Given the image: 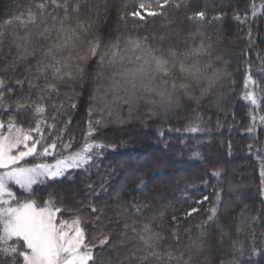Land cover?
Returning <instances> with one entry per match:
<instances>
[{
	"label": "snow or ice",
	"instance_id": "obj_1",
	"mask_svg": "<svg viewBox=\"0 0 264 264\" xmlns=\"http://www.w3.org/2000/svg\"><path fill=\"white\" fill-rule=\"evenodd\" d=\"M172 6L178 9L180 0H141L137 9L128 15L146 21L148 17L165 15V10ZM259 7L264 8V3ZM256 9L257 5L253 3V17L257 15ZM103 11H107L106 3ZM101 13V6L91 4V0H29L23 11H17L0 23V54L6 58L0 65V114L8 115L6 122L0 119V170H3L0 171V264H105L97 252L103 253L109 246L118 249L129 244L132 248L125 257L126 264H172L173 261L176 264H212L208 255L210 237L206 235L207 228L203 223L197 225L200 233L195 252H189L185 259L182 251L177 255L160 247L165 237L152 225L165 215L163 212L159 216L153 215L139 228L135 219L129 223L130 216L142 215V208L149 207L147 204L134 202L131 205L134 213L126 216L129 209H123L113 219L90 201L88 208L92 215L83 214L79 208H68L69 213L75 214L70 219H63L58 218V214L65 209L56 206L51 197L43 206L31 198L33 185L65 177L71 169H86L93 155L98 154L95 150L105 147L94 139L99 127L110 123L113 117L119 124L127 123L119 118L120 112L126 109L131 117L133 111L144 104L149 106V115H156L158 111L166 114L179 107L182 99H193L197 89L200 97H196L195 102L199 104L227 75L215 69L209 75L211 64L201 62L200 58L209 54L210 45L201 42L198 47L186 46L181 50L169 43L166 47V36L170 39L172 33L161 34L154 46L147 35L135 38L125 35L122 45V35L118 34L104 44L100 34L94 31L100 23ZM195 18L203 21L206 13L200 11L195 17H189ZM236 18L241 23L247 22V16L243 20L239 15ZM120 19L126 20V16L121 15ZM13 24L16 29L8 31ZM179 35V32L175 33L176 37ZM248 36L251 40V30ZM156 39L153 35L152 41ZM92 62L99 71L92 74L87 128L83 143L73 150L75 137L65 140L71 125L70 110L77 109L79 101L76 98L83 94L82 90L89 83ZM244 88L242 99L251 106L252 125L257 119L264 124V114L259 111L264 100V87L253 77L250 67L244 78ZM60 123L63 127L58 128ZM186 131L195 134L201 129L190 125ZM248 131H252V126ZM53 155L57 156L54 164L37 163L31 167L20 164L27 157ZM192 155L201 158L198 151ZM211 175L218 180L221 171L214 169ZM260 176L261 194L264 195V168ZM143 183L141 180L140 185ZM10 184L29 193L24 203L19 202ZM208 199L204 195L195 200L183 219L199 212L200 205ZM232 207L231 203L223 202L222 191H217L215 201L208 209L207 223L209 227L216 225L215 235L221 242L228 233L218 217L221 210L227 215ZM246 208L244 205L238 214L237 235L246 231L254 233L258 217H246ZM180 220V217L172 216L171 235L177 245ZM89 222L96 230L92 236L95 243L88 241L84 225ZM109 224L123 229L118 233L123 239L113 241L115 229L109 228ZM184 231L191 233V228ZM137 239L139 245L134 243ZM237 243L238 240L233 243L234 249ZM240 252L243 254L242 248ZM259 254L253 248L250 257ZM194 256L202 258L195 260ZM220 264L225 261L221 260Z\"/></svg>",
	"mask_w": 264,
	"mask_h": 264
},
{
	"label": "trees",
	"instance_id": "obj_2",
	"mask_svg": "<svg viewBox=\"0 0 264 264\" xmlns=\"http://www.w3.org/2000/svg\"><path fill=\"white\" fill-rule=\"evenodd\" d=\"M28 2L0 0V23L17 11H23ZM105 3L106 12L103 11ZM140 3L141 0H91V4H99L102 8L100 23L94 31L100 34L104 44L114 40L118 34L122 35V45L125 35L133 38L147 35L154 46L161 34L172 33L170 39L166 36V47L169 43L181 50L186 46L198 47L201 42L210 45L209 54L202 56L201 62L211 64L209 75L213 69L227 75L199 104L195 102V98L200 97L197 89L193 92V99H182L179 107L166 114L158 111L156 115H149V106L144 104L133 111L131 117L126 109L120 112L119 118L127 123L119 124L113 117L110 123L99 127L94 139L105 147L93 155L86 169H71L65 173V177L36 184L31 198L43 206L44 201L51 197L56 206L65 209L58 214V218L63 219H70L75 214L69 213L68 208H79L83 214L92 215L88 208L90 201L103 208L106 216L111 215L113 219L123 209H129L126 216L134 213L135 210L131 208L134 202L147 204L149 207L142 208V215L130 216L129 223L135 219L139 228L153 215L159 216L163 212L165 215L152 225L165 237L160 243L162 250L173 251L177 255L182 251L187 259L189 252L194 253L195 245L199 243L200 230L197 225L203 223L207 228L206 235L210 237L211 250L208 255L212 264H220L221 260L225 264H232L233 261L236 264H264V195L261 194L260 176L264 168V124L257 119L252 125L251 106L242 99L244 78L249 67L253 77L264 87V71H261L264 69V8L259 7L264 0H180L178 9L169 7L165 15L148 17L146 21L128 15ZM253 3L257 5L255 17L251 14ZM18 5L22 7L18 8ZM200 11L206 13L203 21L199 18L189 19ZM121 15H125L126 20H121ZM237 15L241 20L247 16V22L238 21ZM15 29L16 25L13 24L8 31ZM176 32H179V37L175 36ZM153 35L157 38L155 42L152 41ZM5 62L6 58L0 54V65ZM96 71L99 69L92 62L89 83L82 90L83 94L76 98L79 101L77 109L70 110L71 125L65 140L75 137L73 150L83 143L93 89L92 74ZM261 104L259 111L264 114V100ZM0 119L6 122L8 115L0 114ZM24 122L27 123L26 120ZM190 125L199 126L201 131L195 134L186 131ZM250 126L251 132L248 131ZM60 127H63L62 123L58 124ZM197 151L201 154L200 159L193 158V152ZM56 158V155L47 156L43 161L54 162ZM26 162L36 161L28 159ZM214 169L221 171L218 180L211 175ZM69 176L71 178H66ZM164 178L166 185L161 182ZM141 180L143 185H140ZM10 188L18 196L19 202L26 201L29 193L14 185ZM217 191H222L224 203L233 205L227 215L221 210L218 217L228 233L222 242L215 235L218 231L216 225L209 227L207 223L208 209L212 207ZM204 195L209 199L200 205V211L183 219L193 202ZM244 205H247L245 216H255L258 220L254 233L246 231L237 235L238 214ZM173 215L181 218L179 245L171 235ZM84 226L88 241L95 243L92 240L96 231L93 224L89 222ZM108 227L115 229L113 241L123 239L118 235L122 228H116L115 224ZM188 227L191 233L184 231ZM237 240L239 243L234 249L232 245ZM134 243L140 244L138 239ZM131 248V244L118 249L109 246L103 253L97 252V255L102 257L105 264L108 261L111 264L124 261L126 264L125 257ZM253 248L260 254L250 257ZM201 258L194 256L195 260Z\"/></svg>",
	"mask_w": 264,
	"mask_h": 264
},
{
	"label": "rangeland",
	"instance_id": "obj_3",
	"mask_svg": "<svg viewBox=\"0 0 264 264\" xmlns=\"http://www.w3.org/2000/svg\"><path fill=\"white\" fill-rule=\"evenodd\" d=\"M97 150H98V151H97ZM97 150H95V153H98L100 149H97ZM96 155H97V154H96ZM43 158H45V157H44V156H39V157H37V156L27 157L24 161H21L20 164H21L22 166L31 167V166H34V165L37 164V163L54 164L55 161H56V160H55L54 162H46V161H43ZM28 159H34L36 162L27 163L26 161H27ZM41 159H42V160H41ZM0 171H3V170H0ZM161 182H162V184L166 185V184H167L166 178L162 179ZM37 184H38V183H37ZM12 185H14V184H10L9 187L12 186ZM35 185H36V184H35ZM35 185H33V187H34ZM14 186L19 187V186H17V185H14ZM10 189H11V188H10ZM11 190H12V189H11ZM12 203H13V206H16V202H15V201H13ZM20 203H24V202H20Z\"/></svg>",
	"mask_w": 264,
	"mask_h": 264
}]
</instances>
